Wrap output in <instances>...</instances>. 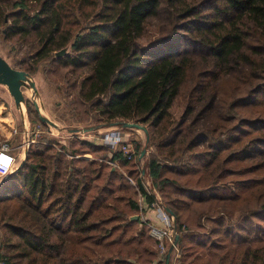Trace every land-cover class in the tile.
I'll return each instance as SVG.
<instances>
[{
  "label": "trees",
  "instance_id": "1",
  "mask_svg": "<svg viewBox=\"0 0 264 264\" xmlns=\"http://www.w3.org/2000/svg\"><path fill=\"white\" fill-rule=\"evenodd\" d=\"M5 9L12 34L40 37L38 60L89 69L94 121L77 124L147 128L179 264H264V0H0L2 24ZM62 137L37 139L0 183V260L165 264L143 216L157 201L143 142L130 140L128 159L121 145Z\"/></svg>",
  "mask_w": 264,
  "mask_h": 264
},
{
  "label": "rangeland",
  "instance_id": "2",
  "mask_svg": "<svg viewBox=\"0 0 264 264\" xmlns=\"http://www.w3.org/2000/svg\"><path fill=\"white\" fill-rule=\"evenodd\" d=\"M4 12L5 19L8 23L2 24L0 22V53L3 54L16 68L27 70L28 72H30L29 69H31V71H37H33L35 73H30L33 74L32 78L36 81L40 94L39 100L45 108V113L51 119L58 122L60 126L62 124L74 125L78 122H93L94 112L89 111V104H87V102H85L81 96V83L83 80L85 81L86 78L90 75L89 69H75L72 67H64L61 66L58 61L52 59L42 61L38 60V57L35 56V51L42 44L39 39L40 37L35 33L28 36H24L20 33L12 34L13 31L10 26V16L6 9ZM69 51L70 46H68L67 49V52ZM37 63H39L38 66H36ZM25 89L27 90L28 96L32 97L31 94L33 89ZM0 98L6 102L5 103L0 99L3 103H5L2 104V102H0V116H3V120L10 127L13 128V126H15L18 128V137L17 139L13 140V143L15 145H19L17 147V150H21V144L23 143V131L22 125L20 123L21 112L15 106L14 100L9 94L7 86L5 85H0ZM11 115L15 116V124L11 123ZM63 116H65V119H62ZM0 125V127L4 128L3 124L0 123ZM44 130L46 131L39 137V139L50 137H59V139H65L61 136L59 130L55 127H52V130L49 132L47 127L44 126ZM127 132L130 133L128 134L127 140L136 138L143 142L144 133L142 130L124 131L114 127L102 129L101 134L99 133L90 137H92V139L96 143L111 144V142L103 140V138L108 139L111 135H115L119 136V138L123 140L121 136L124 137ZM124 139L126 140V138ZM67 140L69 143V139H66V141ZM150 150H154V147H151ZM82 156L85 158L92 157L91 154L87 153L83 154ZM145 157H149V150ZM159 197L161 201H163L160 194Z\"/></svg>",
  "mask_w": 264,
  "mask_h": 264
},
{
  "label": "water",
  "instance_id": "3",
  "mask_svg": "<svg viewBox=\"0 0 264 264\" xmlns=\"http://www.w3.org/2000/svg\"><path fill=\"white\" fill-rule=\"evenodd\" d=\"M67 47L61 48L60 50L56 51V56H62L65 53H67ZM33 74L30 72L19 69L14 67L11 62L0 53V85L7 86L8 92L11 95V97L14 100L15 106L19 111L21 112V118L20 123L22 125V131H23V143L20 150V155L18 157V160L16 164L14 165L13 169L4 177L0 179V183L6 180L9 176H11L18 168L22 167L27 159L28 156V150L30 148L31 142V128H32V122L29 117V110L27 106V101H31L37 112L39 113L41 121L47 126L48 131L50 132L52 130V127H55L59 130L61 136L68 137V136H94L96 134H101L102 129L106 128H118V129H130L133 131L142 130L144 133L143 137V147L141 149L140 155H139V161L141 163V170L142 175L146 179L147 185L152 189V191L155 193L157 201H159L161 204H163L166 211H168L170 214H174V212L165 205L160 197L158 192L155 190V188L152 185L151 178L149 176V169H148V159L145 157L149 148V132L145 126H143L140 123L137 122H131V121H115L111 123L106 124H71V125H65L62 124L59 125L58 122L51 119L46 113L45 108L43 104H41V101L39 100V89L37 87L36 81L32 78ZM25 88H31L32 91V97H29L27 94V90ZM31 98V99H30ZM65 132V133H64ZM112 169H116V165L112 167ZM140 216L138 214L132 215V219H138ZM176 220H175V226H176ZM179 239V235L176 234L173 243H171L168 247V250L165 254V264L170 263L171 254L177 245Z\"/></svg>",
  "mask_w": 264,
  "mask_h": 264
},
{
  "label": "built area",
  "instance_id": "4",
  "mask_svg": "<svg viewBox=\"0 0 264 264\" xmlns=\"http://www.w3.org/2000/svg\"><path fill=\"white\" fill-rule=\"evenodd\" d=\"M44 125L40 122L36 123L31 128V142H35L39 137L45 132ZM17 132V130H15ZM103 140H107L111 142L113 147H119L124 153V155L128 159H132L135 153V148L133 143L130 140L121 141L119 136L111 135L108 139L103 138ZM123 142V143H121ZM117 145V146H116ZM22 147V144H21ZM16 147H12L8 140L1 141L0 135V179L7 175L16 164L18 157L20 155V151H16ZM19 151V152H18ZM155 207L158 210L159 217L165 224V227H159L155 224L150 225V234L158 240L157 248L161 255H165L168 247L171 243H173L175 235L177 234L176 226H175V216L170 214L165 210L163 204L159 201L155 202ZM175 251L178 253L177 245L175 246ZM0 264H6L0 260Z\"/></svg>",
  "mask_w": 264,
  "mask_h": 264
},
{
  "label": "crops",
  "instance_id": "5",
  "mask_svg": "<svg viewBox=\"0 0 264 264\" xmlns=\"http://www.w3.org/2000/svg\"><path fill=\"white\" fill-rule=\"evenodd\" d=\"M66 114V113H65ZM62 119H65V116L62 117ZM1 126V125H0ZM15 130L18 131V128L13 126L12 128V132L7 134L5 131H4V128L3 127H0V135H1V141H5V140H8L11 144L12 147H18L19 145H15L13 143V140L17 139L18 137V132H15ZM128 134H130L129 132H127V136L124 135L121 136L123 138V140H125L124 138H128ZM17 151V149H16ZM20 151V150H19ZM18 151V152H19ZM141 201L143 202L144 201V198L141 199ZM139 216H142V213H137ZM143 216L145 217V219L148 221L149 223V226L151 224H155L159 227H165V224L163 223V221L160 219L159 217V213H158V210L157 208H148L146 212L143 213ZM156 241V240H155ZM156 246H157V243H156ZM169 264H179L178 263V253L174 250L171 254V258H170V263Z\"/></svg>",
  "mask_w": 264,
  "mask_h": 264
}]
</instances>
